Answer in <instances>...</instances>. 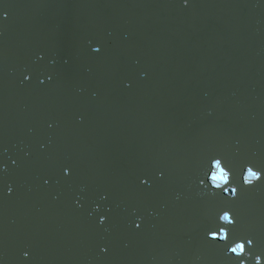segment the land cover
I'll return each mask as SVG.
<instances>
[{
  "label": "bare ground",
  "instance_id": "bare-ground-1",
  "mask_svg": "<svg viewBox=\"0 0 264 264\" xmlns=\"http://www.w3.org/2000/svg\"><path fill=\"white\" fill-rule=\"evenodd\" d=\"M60 1L81 11L77 21L68 17L58 25L49 20L45 11L41 12L57 4L56 0H33L37 16L22 18L29 21L8 22L9 26L0 18L3 26L0 88L3 86L4 90L0 103H11L19 110L11 105L3 108L0 128L20 121L29 129L18 138L20 156L16 163L10 158L7 147L0 144V263L204 264L205 258L199 259L207 254L208 264H226V251L216 246L225 242L211 241L207 232L216 223L219 210L238 211L240 204L238 198L227 200L220 194L221 189L212 188L208 179L210 158H223L226 170L230 169L229 181L235 187L246 185L243 175L247 166L264 170V103L249 102L250 96L264 90V65L244 69L215 67L205 76L210 80L199 84L205 90L202 102L172 109L167 96L175 94V89H171L176 85L169 83L170 72L174 79L182 76L195 79V73L204 75L208 70L206 64H201L193 73H187L182 59L176 63L167 60L165 68L171 65L172 69L161 74L159 83L164 95L158 93V85L143 92L146 97L162 98L169 105V120L159 119L158 109L152 111L145 107L144 110V106H140L139 111L133 107L143 102V98L129 78V60L111 51H102L99 46L111 43L118 48L141 50L152 31L171 46L185 49L187 56L183 61L188 58L185 61L197 63L193 56L197 48L205 45V39L202 33V38L198 39L192 32H206L207 19L212 14L210 10H203V6L209 0H195L196 4L189 7L185 6V1L178 3L179 7L176 3L159 0L158 4L150 6L161 12L158 19L152 16L154 12L142 9L138 0H129V7L144 13L136 14L141 17L137 20L133 15L130 19L127 15L114 19L112 9L101 13L105 0H81L83 7L74 4L80 0ZM224 1L230 8L248 9V3L255 0ZM42 5L45 7L40 9ZM10 9L19 11V6L3 7L1 11L8 14ZM129 21L133 26L129 25L128 41L124 31L128 30ZM257 23L264 28V18H259ZM227 26L222 22L221 29ZM54 30L58 33L52 35L48 43V31ZM110 38H114V42ZM155 46L157 44L152 45L157 51ZM247 51L242 63L254 56L251 52L254 48ZM144 65L145 61H141L135 67L142 71ZM93 67L88 88L83 85L88 92V103H77L79 93L73 91L72 85L81 80L85 69ZM219 75L234 82L226 91L225 100L212 96L225 92L216 83ZM151 76L147 77L153 80ZM99 77L105 82L113 80L115 85H103ZM140 81L143 83L144 78L135 77L134 84L137 86ZM39 88L44 99L52 100L47 108L54 112L53 119L58 122L51 140L65 149L68 160L77 169L74 174L58 175L56 171L49 177L52 183L47 188L40 186L39 178L41 174L52 172L57 164L54 162L56 151H45L41 132L33 127L45 118L37 114L39 107L34 100H25L27 92L32 97L38 96ZM219 102L229 123L230 136L220 137L211 124ZM73 113L86 115V122L72 124ZM137 114L142 117H136ZM182 118L192 127L176 130L180 132L178 136L173 130L177 129V119ZM65 125L67 130L80 135L68 136ZM129 125L136 127L135 135L129 131ZM6 137L7 131L0 129V143ZM184 138L189 141L187 149L180 148ZM117 147H120V159L117 155L115 162L111 158L106 162L103 155L117 152ZM162 149L168 152L167 157L158 154ZM146 153L153 157L148 158ZM179 154L190 158L186 171H183L185 163ZM139 163L167 171V181L163 182L154 173L149 175L156 186L155 193L146 188L148 182L141 181V189L135 186L133 170H137ZM24 168L31 169L29 179L19 175L13 196L16 203L10 206L6 196L10 181ZM201 178L207 181L205 185L199 184ZM263 178L253 181L251 186L263 183ZM161 183H165L164 187ZM213 192L217 194L209 196ZM179 194L183 195L181 199L176 198ZM243 194L238 193V197L241 199ZM128 206L139 213L138 217L134 214L131 217L125 211ZM244 208L245 224L254 234L264 235V207L258 211L249 206ZM237 217L236 230L243 221ZM254 238L255 244L261 242L257 235Z\"/></svg>",
  "mask_w": 264,
  "mask_h": 264
},
{
  "label": "water",
  "instance_id": "water-1",
  "mask_svg": "<svg viewBox=\"0 0 264 264\" xmlns=\"http://www.w3.org/2000/svg\"><path fill=\"white\" fill-rule=\"evenodd\" d=\"M70 1V0H68ZM161 1V0H160ZM182 1H185L186 7H189V5H195V0H166V3H176L179 7L180 5L178 3H181ZM57 4H54L53 7L48 6L46 8L45 5H42V8H44L41 12L45 11L48 16L49 20L51 22H54L55 24L62 25L63 22L68 19V17L71 18V20H78V17L81 13V11L71 7L68 4L63 3L60 0H56ZM159 0H138L139 6L142 9L150 10L151 12H154L155 14H152V16L156 19H158V14L161 12L159 10H156V8L150 7L153 4H158ZM77 4L79 6L83 7L82 1H78ZM19 11L16 9H10L8 14L2 12L3 7H18ZM34 8L35 5L33 3V0H0V18H2L6 24L9 25L8 22L17 23L19 21H29L27 19H22L24 16L26 18L36 17L38 13ZM114 14V19H119L122 17L119 16H130L133 15L136 20L137 18H141L140 16L136 14L141 13L138 9L135 11V7H129V0H105L103 7L100 8V12H106L111 11ZM203 10H210L212 16H210L207 21L208 25L205 27L206 32H199L198 30L196 32H192L198 39L202 38V34L204 35L205 39V45L199 47L196 49L195 55L193 56L196 61H199L197 63H190L185 60L183 61V58L187 56V51L185 52V49L183 48H177L171 46L169 43H166L163 41V38L160 39L159 35H156L151 31L149 40L146 44H144V47L141 50H134L136 48H118V46H115V44H108L106 46H99L100 50L102 51H111L113 53H116L118 55L123 56L124 58H127L129 60V78L133 84V86L140 90L138 91V95L142 96L143 102H137L133 107H136L140 111V106L151 109L152 111L154 109L160 110L158 113L160 115L159 119H165L169 120V105L166 104L163 99H157L153 100L150 97H146L143 95V92L146 89L153 88L156 85L159 86L158 93L160 95H164L160 88H162V85H160L161 81V74L165 71H169L172 69V66H168L169 68H165V62L167 64L171 62H175L182 59V66L187 71V73H193V70L195 68H199L197 66H200L201 64L207 65V70L204 72V75H202L200 72L195 73L196 78H192L190 76H182L179 79L171 78V73L169 74V83L172 85H176L175 94L171 96H167V98L172 102V109L174 106L177 108L181 106H185L190 103H195L197 101H201L204 98L205 90L200 86L199 84H203V81H206L208 78L205 77L213 72L215 70V67H222V68H230V69H244V68H250L252 65H264V34H261V32L264 30V28H261L259 24L257 23V20L259 18H264V0H255L248 3V9H242L239 7H228L224 0H209V3L203 6ZM131 12V13H129ZM137 12V13H136ZM144 14V13H141ZM194 15V14H192ZM151 17V16H150ZM217 18V19H216ZM21 19V20H20ZM112 21H107L106 23H109ZM222 22H226L228 26L225 29H221ZM129 25L132 27L133 22L129 21L127 23L128 30L126 29L124 32H126L124 38L128 39L129 41ZM10 26V25H9ZM2 24L0 23V39L2 37ZM113 30H116V28H112ZM64 31V30H63ZM77 30L73 31L74 34ZM140 29L137 30L139 32ZM65 32V31H64ZM58 30L54 31H48V43H50V38L52 35L57 34ZM202 33V34H201ZM77 36V34L75 35ZM166 36H164L165 38ZM114 38H110L111 42H114ZM217 40H219L217 42ZM157 44L156 49L157 51L152 47V45ZM248 48H254L253 52L254 56L251 58H248L247 61H244V63L241 62V60L244 59V54L246 53ZM248 52V51H247ZM130 55V57H129ZM211 58H214L211 60ZM169 62H168V61ZM141 61H145V65L142 68V71H139L136 69V64L140 63ZM174 63V64H175ZM195 64V65H194ZM256 68V66L254 67ZM93 68L85 69V71L81 75L80 81H75L73 86V91L76 93H79V99H77L75 102L81 103V102H87L88 103V92L84 90L83 85H86L88 88V78L91 76V72L93 71ZM155 73V76L153 75ZM153 75V80H148L147 76ZM135 77H142L144 78V82L142 81L138 82L139 85L134 84ZM99 81L103 82V85H115L113 83V80L111 82H105V79L102 77L98 78ZM208 79L207 81H209ZM159 81V82H158ZM146 86H144V84ZM216 83H219L221 85V88L225 89V92L219 91L220 93H214L212 96L218 100L223 99L225 100V93L226 91L234 85L233 81H226L225 78L222 75H219L216 78ZM3 86H1L2 88ZM0 88V94L4 91ZM40 91L38 93V96L35 95L32 97L30 92L25 93V100L30 102L31 100H34V104L39 107L37 114H43L45 120H39L38 124L33 127L37 128L41 132V136L43 137V145L45 151L49 150L56 151L55 154V160L54 162H57L55 167L53 168L52 172L47 175L41 174V178H39V184L40 186L44 187L46 186L45 183L51 185L52 181L49 179L50 176H53L56 171L59 174H74L76 172V166L73 165L68 160V157L65 153V149L61 148V146L57 145L53 140H51V133L52 130H57L58 122L53 119L54 112L51 109L47 108V105H49L52 100L47 101L44 99L40 94L42 89L39 88ZM129 99V97H128ZM221 101V100H220ZM261 102L264 103V90H259L258 93H256L253 96L249 97V102ZM146 102V103H145ZM9 105L13 106L11 103L5 104L0 103V114L1 110L5 107H8ZM198 105V104H197ZM14 109H16L13 106ZM129 109V107H128ZM222 109L221 104L219 102V106L216 107L214 110ZM18 110V109H16ZM19 111V110H18ZM43 111V112H42ZM42 112V113H41ZM259 112V111H258ZM256 111V113H258ZM264 113V111L262 112ZM138 115V114H137ZM237 115V114H236ZM58 117V116H57ZM135 117V116H134ZM136 117H142V116H136ZM86 115H82L79 113H73L71 114V123L74 125H81L84 121L86 122ZM129 120V119H128ZM69 124V123H67ZM177 129L173 130L174 134H179V131L185 126L191 129L190 122H187L186 119H177L176 122ZM65 133L68 136H79L80 134H74L73 130H67L66 125L63 127ZM135 126L129 125V131L133 132ZM228 126L223 128L222 130H218L214 128L215 133H218L220 137L223 136H230L231 131L227 129ZM1 130L7 131V137L1 141L0 144L5 145L7 147L8 154L10 158L13 160V162L16 163V161L19 159V153H20V146L18 143L19 136H23L26 131H28V126L25 123H22L20 121H17L13 124L7 125L5 128L1 127ZM137 132V131H136ZM190 135L188 132L187 137ZM179 136V135H178ZM182 137V136H181ZM183 138V137H182ZM189 141L187 139H181L180 148L187 149ZM55 148V149H54ZM54 149V150H52ZM120 147H117V152L108 153L106 155H103V159L107 162L110 158L115 162L117 155L118 158L120 157L119 150ZM63 150L64 152L61 153L60 151ZM139 154V153H138ZM147 154V153H146ZM160 155L166 156L168 155V152H163V149L161 150ZM208 154L210 155L211 152L208 151ZM148 158H152V154H147ZM179 156L183 159L185 163V168L183 171H186L190 167V158H187L183 155ZM120 159V158H119ZM130 159V158H129ZM133 159V158H132ZM134 160V159H133ZM201 161V160H200ZM136 162L137 161L136 159ZM203 163V161H201ZM187 163V165H186ZM204 164V163H203ZM65 169H69L70 171L68 173L65 172ZM24 170V171H23ZM23 170H18L16 175L14 176L13 180L10 181L9 191L11 192V196L7 198V202H9L10 206L14 205L16 203V199H14V195L16 192V185L17 180L19 178V175H21V178H26L30 176L31 169L24 168ZM23 171V172H22ZM26 172L28 175L23 174ZM155 177L159 178L161 182L167 181V171L163 167H159L158 169L155 166H148V165H142L139 163V167L137 170H133V180L135 182V186L141 189L139 186L141 185V181H147L149 186L146 188H149V190L152 193H155L156 186L152 179H150L149 175L153 174ZM161 173H163V177H161ZM264 179V178H263ZM44 180L45 181L44 183ZM164 187L165 183H161ZM48 186V187H49ZM238 193L244 192L242 198L240 199L238 197V202L240 204V210L235 211L236 216H240L242 218V223L239 224L237 227L236 232L239 234V236H250L254 239L255 242V235L258 236L259 240L261 241L259 244H255V247L253 248L254 251L252 253V256L247 259V264H254L255 262V256L256 254H260L262 257H264V235L263 234H254L253 232L248 228L249 226L245 224V213H244V207L249 206L251 210L258 211L264 207V193L260 192L261 190H264V182L256 185H239L237 187ZM7 196V195H6ZM183 195L179 194L178 197L181 199ZM209 196H213V194H209ZM255 197H257L255 199ZM254 199V200H253ZM246 205V206H245ZM258 205V206H257ZM257 206V207H256ZM131 207L126 208V212L132 217L133 214L138 217L137 212H133ZM134 220H132L133 222ZM143 222V221H142ZM239 222V221H238ZM135 224V223H134ZM252 251V249H251ZM232 254H229V256H225V262L226 264H236L237 259H235ZM204 264H208L210 259H208V256H201L199 260L204 259ZM218 261V260H217ZM1 264V263H0ZM217 264H223L221 262H218ZM262 264H264V260H262Z\"/></svg>",
  "mask_w": 264,
  "mask_h": 264
},
{
  "label": "snow or ice",
  "instance_id": "snow-or-ice-1",
  "mask_svg": "<svg viewBox=\"0 0 264 264\" xmlns=\"http://www.w3.org/2000/svg\"><path fill=\"white\" fill-rule=\"evenodd\" d=\"M210 165L211 176L208 179L211 181L212 188L221 189L220 194L227 200H235L238 198L237 187L233 186L229 181V170H226L227 163L223 161L222 157H211ZM222 161L224 162L222 165ZM70 170L65 169L68 173ZM207 175V170L205 172ZM264 176V170L254 169L252 166H247L243 175V183L246 185H253V181H260ZM163 177V173H161ZM147 183V181H143ZM207 181L204 178L199 180L200 185H205ZM208 184V183H207ZM216 195V192L212 193ZM238 217L232 209H221L217 212L216 223L211 226L207 232V237L213 241H224L222 247L226 253L232 254L234 258H238L236 264H247V259L252 256V251L255 247L254 239L250 236H238L236 234V224ZM139 227V225H136ZM262 257L260 254L255 256V264H262Z\"/></svg>",
  "mask_w": 264,
  "mask_h": 264
},
{
  "label": "rangeland",
  "instance_id": "rangeland-1",
  "mask_svg": "<svg viewBox=\"0 0 264 264\" xmlns=\"http://www.w3.org/2000/svg\"><path fill=\"white\" fill-rule=\"evenodd\" d=\"M151 78L153 79V76H151ZM150 80V79H148ZM225 112L223 111V109H219L217 111H214L213 115H212V121L211 124L214 125V128L218 129V130H222L223 128H225L226 126L229 125V123L227 122V118H225ZM47 180H44V183ZM46 186H44V188H47L49 186V184L45 183Z\"/></svg>",
  "mask_w": 264,
  "mask_h": 264
}]
</instances>
